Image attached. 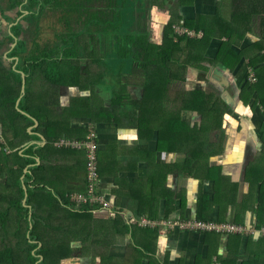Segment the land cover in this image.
Segmentation results:
<instances>
[{
  "label": "crops",
  "instance_id": "1",
  "mask_svg": "<svg viewBox=\"0 0 264 264\" xmlns=\"http://www.w3.org/2000/svg\"><path fill=\"white\" fill-rule=\"evenodd\" d=\"M163 2L149 9L144 26L161 57H171L149 69L164 80L158 95L145 89V71L131 63L121 70L119 60H107V45L100 51L104 69L94 63L98 47L87 51L80 81L88 87L82 89L50 84L41 70L19 67L20 58L9 56L14 45L2 50L0 213L9 215L0 222V242L15 246L18 263L42 264L41 248L62 244L71 251L61 264H101L103 256L107 264H264V0ZM15 16L9 12L5 19ZM177 25L196 38H177ZM171 41L178 45L174 56L163 47ZM14 70L25 74L24 92L23 77L19 87L8 76ZM119 77L121 87L105 96L103 88L118 85L110 80ZM128 102L127 123L121 113ZM211 107L219 111L215 117ZM89 129L99 145V191L110 204V216L109 210L93 216L108 249L104 255L94 254L88 234L72 241L34 239L57 223L58 212L48 216L57 209L54 198L63 203L85 188L84 153L53 142L82 139ZM17 177L24 206L35 191L26 223L2 192ZM141 218L231 223L245 232L139 227Z\"/></svg>",
  "mask_w": 264,
  "mask_h": 264
},
{
  "label": "trees",
  "instance_id": "2",
  "mask_svg": "<svg viewBox=\"0 0 264 264\" xmlns=\"http://www.w3.org/2000/svg\"><path fill=\"white\" fill-rule=\"evenodd\" d=\"M160 1L167 0H0V34L4 28L13 25L9 36L0 39V65L4 62L2 50L16 43L9 56L20 58L19 67L28 66L29 71L41 70L44 79L50 84L79 86L82 89L88 87L80 81V77H85L86 74V71H83L85 68L83 63L89 58L87 51L89 48L92 50L98 47L99 57L96 56L94 63L104 69L103 65L107 64L102 62L100 56L103 54H100V51L107 45L112 50L109 55L110 60H119L117 68L125 69L126 64L130 63L131 68L139 67L142 72L145 71L146 80L148 79L145 89H152L158 95L164 88V80L153 73L160 64L170 63L171 57H161L158 47L149 40V34L144 26L148 23L146 16L149 9ZM2 4H5L3 8H1ZM9 12H15L16 16L6 21L5 14ZM25 12L28 14L25 15ZM48 14H51V18H55L49 24L51 38L44 34L42 27ZM171 24L168 25L169 30ZM163 47L167 48L171 56L172 54L174 56V51L178 50V45L172 41ZM155 58L158 60L156 63ZM153 66L155 69L149 70ZM10 72L9 78L13 77L21 87V74L16 73L15 70ZM26 80H29L28 76ZM19 93L20 88L18 95ZM24 100L28 101L29 98L24 97ZM129 103L131 102L125 103V106ZM209 110L212 117L219 112L213 107ZM88 111L87 109L86 112ZM99 170L100 164L98 166L100 176ZM84 191L85 188L82 192ZM2 192H6L4 199H8L7 194H9V200H15L9 204V208L17 210V217L26 223L31 208L27 205L34 202L35 191L29 192L26 206L22 204L25 193L21 188L19 177L7 181L6 189ZM48 194L53 196L50 192ZM54 201L58 209L57 223L34 239L46 242L72 241L79 234H88L96 240H93L92 244L95 255H104L108 252V249H104V243L99 242L101 229L96 228L98 224L96 218L100 210L98 206L85 203L73 208L68 202V197L63 199V203L56 197ZM8 215L6 210L0 213V222L5 223ZM34 220L37 221V218ZM36 230L37 227L34 232ZM8 242L9 240L1 239L0 264H21L14 257L15 246ZM36 246L30 245V249ZM70 251L71 247L68 245H45L40 250L45 257V262L42 264H61L62 260L70 255ZM141 253L144 255V252ZM145 256L153 260L150 255ZM107 260L110 259L103 256L101 264H107ZM23 264H36V262L31 260Z\"/></svg>",
  "mask_w": 264,
  "mask_h": 264
},
{
  "label": "built area",
  "instance_id": "3",
  "mask_svg": "<svg viewBox=\"0 0 264 264\" xmlns=\"http://www.w3.org/2000/svg\"><path fill=\"white\" fill-rule=\"evenodd\" d=\"M175 36L177 38L187 37L196 38V35L187 31L183 26H174ZM57 148L74 149L81 151L85 156V191L72 193L68 196V201L72 206H78L80 204H90L91 206H98L100 211L109 210L110 216V204L105 201L104 197L100 193V176L98 172L99 156H98V140L96 132L93 129H89L87 135L83 139H60L55 142ZM97 213V212H96ZM139 227H157L166 226L168 228L178 227L181 229H197L202 231L213 232H245L244 227L237 226L231 223H218V222H203V221H152L147 218H141L135 220ZM259 234L264 236V226H261Z\"/></svg>",
  "mask_w": 264,
  "mask_h": 264
},
{
  "label": "rangeland",
  "instance_id": "4",
  "mask_svg": "<svg viewBox=\"0 0 264 264\" xmlns=\"http://www.w3.org/2000/svg\"><path fill=\"white\" fill-rule=\"evenodd\" d=\"M55 20V18H49V20H46L43 24H42V27H43V29L45 30V32H50V33H47V37H49V38H51V35H52V33H51V30L49 29V28H47V25H49L50 24V22H52V21H54ZM107 54H108V52H107ZM106 54V55H107ZM105 55V54H104ZM107 60H110V58H109V56H108V59ZM7 62V61H6ZM5 62V63H6ZM119 69V68H118ZM15 71H17V70H15ZM121 77H119V78H114V79H112V80H110L112 83H114V84H116V83H118V85H111V86H109V87H105V88H103V91H104V93H105V96H107V95H109L110 94V89H118V88H120L121 86H120V83H121ZM122 87H124V86H122ZM43 94H45V92L43 91L42 92ZM76 111H78V112H83V109H76V108H74ZM87 111V109H84V113H87L86 112ZM58 211V209H54L48 216H52L53 214H55L56 212ZM45 225H48V223H45V224H43V223H39L37 226L38 227H41V226H45Z\"/></svg>",
  "mask_w": 264,
  "mask_h": 264
},
{
  "label": "flooded vegetation",
  "instance_id": "5",
  "mask_svg": "<svg viewBox=\"0 0 264 264\" xmlns=\"http://www.w3.org/2000/svg\"><path fill=\"white\" fill-rule=\"evenodd\" d=\"M129 105H131V103H129L127 106H129ZM125 110H126V107H125V104H124L123 107H122L121 119L128 123L127 118L124 115V111Z\"/></svg>",
  "mask_w": 264,
  "mask_h": 264
},
{
  "label": "water",
  "instance_id": "6",
  "mask_svg": "<svg viewBox=\"0 0 264 264\" xmlns=\"http://www.w3.org/2000/svg\"><path fill=\"white\" fill-rule=\"evenodd\" d=\"M16 45V43L14 44V46ZM22 77H23V86H22V91L24 92V89H23V87H24V85H25V74H22ZM64 88H66L65 86H64Z\"/></svg>",
  "mask_w": 264,
  "mask_h": 264
},
{
  "label": "clouds",
  "instance_id": "7",
  "mask_svg": "<svg viewBox=\"0 0 264 264\" xmlns=\"http://www.w3.org/2000/svg\"><path fill=\"white\" fill-rule=\"evenodd\" d=\"M59 140H60V139H59ZM56 141H58V140H56ZM56 141L53 142V145H54V146H55V142H56ZM55 147H56V146H55ZM56 148H57V147H56ZM58 149H64V148H58ZM68 202H69V201H68Z\"/></svg>",
  "mask_w": 264,
  "mask_h": 264
}]
</instances>
